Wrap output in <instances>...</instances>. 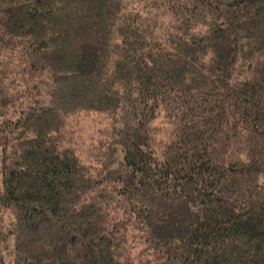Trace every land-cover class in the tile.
I'll return each mask as SVG.
<instances>
[{"label":"trees","instance_id":"16d2710c","mask_svg":"<svg viewBox=\"0 0 264 264\" xmlns=\"http://www.w3.org/2000/svg\"><path fill=\"white\" fill-rule=\"evenodd\" d=\"M262 175L264 0H0V264H264Z\"/></svg>","mask_w":264,"mask_h":264},{"label":"rangeland","instance_id":"374dc122","mask_svg":"<svg viewBox=\"0 0 264 264\" xmlns=\"http://www.w3.org/2000/svg\"><path fill=\"white\" fill-rule=\"evenodd\" d=\"M105 115L102 113H89V114H79L77 120H79V133L82 134L84 139L88 136H97V133L104 128ZM260 181L264 182V175L260 177Z\"/></svg>","mask_w":264,"mask_h":264}]
</instances>
